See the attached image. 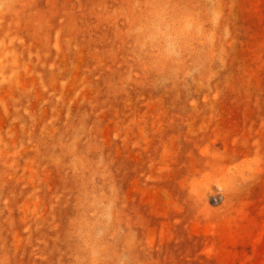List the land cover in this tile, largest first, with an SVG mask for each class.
<instances>
[{"label": "rangeland", "instance_id": "rangeland-1", "mask_svg": "<svg viewBox=\"0 0 264 264\" xmlns=\"http://www.w3.org/2000/svg\"><path fill=\"white\" fill-rule=\"evenodd\" d=\"M0 264H264V0H0Z\"/></svg>", "mask_w": 264, "mask_h": 264}]
</instances>
